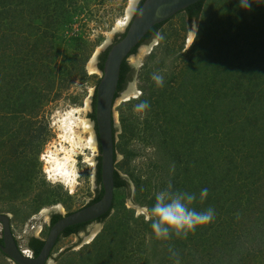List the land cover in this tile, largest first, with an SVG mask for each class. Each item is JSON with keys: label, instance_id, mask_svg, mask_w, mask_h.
Returning a JSON list of instances; mask_svg holds the SVG:
<instances>
[{"label": "rangeland", "instance_id": "obj_1", "mask_svg": "<svg viewBox=\"0 0 264 264\" xmlns=\"http://www.w3.org/2000/svg\"><path fill=\"white\" fill-rule=\"evenodd\" d=\"M6 1L0 5L8 34L0 39V213L27 247L29 237L45 238L51 213L74 211L100 189L95 167L82 163L75 192L52 184L40 155L58 145L49 127L58 113L78 107L92 121L97 57L119 34L109 32L123 5ZM249 2L243 9L239 0H205L194 22L177 12L158 30L165 36L159 46L148 52L151 39L129 56L128 63L142 59L143 67L123 90L131 92L136 81L150 109L141 119L133 112L139 101L126 92L114 106L115 169L128 187L114 189L111 211L87 226L90 235L56 242L52 264H174L169 247L180 264H264V0ZM191 30L196 38L185 51ZM154 71L164 75L162 88L151 79ZM169 182L197 195L207 188V198L193 206L212 207L215 220L186 239L157 240L135 208L150 206ZM0 264L14 263L0 254Z\"/></svg>", "mask_w": 264, "mask_h": 264}, {"label": "clouds", "instance_id": "obj_2", "mask_svg": "<svg viewBox=\"0 0 264 264\" xmlns=\"http://www.w3.org/2000/svg\"><path fill=\"white\" fill-rule=\"evenodd\" d=\"M121 3L123 5L122 13L115 19L109 32L112 36L127 31L134 19H140L144 15L141 0H117V6H120ZM239 7L250 9L251 4L249 0H239ZM188 37L189 43L185 51L196 38L195 30L188 31ZM164 40L165 36L156 32L150 44L146 46L148 52H151ZM131 67L138 71L143 67V60L134 61ZM151 79L158 88L164 86V75L161 72H152ZM131 88L128 100L139 101L134 105L133 112L140 114L143 119V114H146L150 109V104L147 100H140L143 92L136 81L131 82ZM49 127L56 131L58 146H52L56 149L55 151L48 149L42 152L40 159L46 164L45 172L48 180L54 185L57 183L62 185L69 193H73L79 186V165L82 163L94 168L95 157L99 155L98 141L94 130L95 124L93 120L90 121L87 118L86 114H81L80 108L70 107L68 110L58 113L51 120ZM174 171L175 165L170 169V172L174 173ZM208 194L207 188L201 189L197 195V193L174 189L172 183L169 182L165 188L155 193L154 202L150 206H136L135 217L137 219L142 217L144 222L149 224L151 232L157 240L167 241L173 236L186 239L189 233H195L197 227L206 226L215 220L216 213L212 207L197 210L193 206L197 200L202 203ZM237 219H239V215H237ZM168 252L169 259L173 260L174 264H180L179 253L172 247H169ZM49 264H52V261H49Z\"/></svg>", "mask_w": 264, "mask_h": 264}, {"label": "water", "instance_id": "obj_3", "mask_svg": "<svg viewBox=\"0 0 264 264\" xmlns=\"http://www.w3.org/2000/svg\"><path fill=\"white\" fill-rule=\"evenodd\" d=\"M197 1L199 0H143L141 4L143 17L134 19L124 36L110 45L102 70H99L100 78L92 92L95 93V120L93 122L100 156L102 195L98 200L56 220L49 227L40 251L32 258L24 257L20 253L11 229L10 217L7 213H0V252L14 264H49V261H52L50 259L51 250L64 228L97 219L104 213L111 211L114 198L113 174L116 161L115 133H113L115 127L114 106L118 98L126 92L121 91L115 97L120 64L124 59L127 60L129 56H133L130 53L131 49L139 43L151 26L171 18L177 12ZM105 48L106 45L102 49Z\"/></svg>", "mask_w": 264, "mask_h": 264}, {"label": "trees", "instance_id": "obj_4", "mask_svg": "<svg viewBox=\"0 0 264 264\" xmlns=\"http://www.w3.org/2000/svg\"><path fill=\"white\" fill-rule=\"evenodd\" d=\"M142 2H143V0H141V4H142ZM8 3L9 2H7L6 0H0V5L6 6V4H8ZM204 3H205V0H199V1L195 2V3H192V4L188 5L187 7H185L184 9L181 10V11L184 12L185 17H186L188 22L198 18V16L200 15V13L202 11V7H203ZM181 11H179V12H181ZM167 20H164L162 22L156 23L153 26H151L150 29L140 39L139 43L131 49L130 53L131 54H135L136 51H137V47L140 44L149 42L153 38L154 34L156 32H158L160 27ZM124 34H125V31L122 32V33L117 34L115 36V39H114L113 43H115L119 39H121L124 36ZM6 35H8V34L6 33V31H4V26L0 22V39L2 38V40H4ZM113 43H111V44H113ZM110 45L107 46L104 50H102L98 54V57H97V68L99 70H102L103 62L105 60V57H106V54L108 52V49H109ZM28 73L29 72H27V74ZM22 74H25V73L22 72ZM133 74H134L133 67H131V64L128 63L127 60L124 59L121 62L120 68H119V76H118V80H117V87H116L115 97H117L119 95V93L125 88L127 83H129V81L132 80ZM97 83H98V81H97ZM97 83H96V85H97ZM91 106H92V111L89 114V117L94 121L95 120V115H94L95 93L92 95ZM115 132H116V127L113 128V133H115ZM115 150H116V142H115ZM115 159H116V157H115ZM95 181H96V183L98 185H100V189L97 190L95 196L90 200V202H94V201L98 200L100 198V196L102 195V187H101V179H100V156L99 155L96 158V164H95ZM113 181H114V187L115 188L128 187L127 179L124 178L123 176H121L117 170L114 171ZM108 214H109V211L104 213L100 217H98V219L103 221L107 217ZM60 217H61V214L55 213V214L52 215V218H51L50 222L53 223L55 220H57ZM76 227H78L77 224L66 227L64 229L63 235H67L70 231H72ZM0 242H1V238H0ZM43 242H44L43 239L31 236V237L28 238L26 246L33 252L34 255H37L38 252L40 251L41 247H42ZM0 254L5 256L1 252H0Z\"/></svg>", "mask_w": 264, "mask_h": 264}, {"label": "flooded vegetation", "instance_id": "obj_5", "mask_svg": "<svg viewBox=\"0 0 264 264\" xmlns=\"http://www.w3.org/2000/svg\"><path fill=\"white\" fill-rule=\"evenodd\" d=\"M90 203H92V202H90V201H88L85 205H87V204H90ZM85 205H83V206H85ZM83 206H81V207H83ZM81 207H79V208H81ZM79 208H77V209H79ZM76 209V210H77ZM75 211V210H74ZM70 212H73V211H70ZM70 212H65V214L64 215H66V214H68V213H70ZM56 213H58V212H56ZM53 214H55V212L54 213H51L50 215H49V217H48V229H47V233H46V235H45V238H46V236H47V234H48V230H49V227L56 221H54L53 223H51L50 221H51V218H52V215ZM60 214V213H59ZM63 214L61 215V217L62 216H64ZM60 217V218H61ZM59 219V218H58ZM57 219V220H58ZM92 222H96V223H99V222H101V220H99L98 218L97 219H94V220H91V221H87V222H83V223H77V226L78 227H76L75 229H73L72 231H70L67 235H63V232H64V229L60 232V234L58 235V237H57V240H56V242H58V240L60 239V238H65V237H69V236H71V235H79L80 237H83V238H85L87 235H89L90 234V232H89V230L88 229H86L87 228V226L88 225H90V223H92ZM74 225H76V224H74ZM82 233V234H81ZM82 235V236H81ZM44 238V239H45ZM43 239V240H44ZM15 241H16V244H17V239L15 238ZM27 243V242H26ZM25 243V244H26ZM56 244V243H55ZM54 244V245H55ZM51 254V253H50ZM32 256L34 257V256H36V255H34L33 254V252H32Z\"/></svg>", "mask_w": 264, "mask_h": 264}, {"label": "built area", "instance_id": "obj_6", "mask_svg": "<svg viewBox=\"0 0 264 264\" xmlns=\"http://www.w3.org/2000/svg\"><path fill=\"white\" fill-rule=\"evenodd\" d=\"M18 246H19V250L22 255H24L27 258L32 257V251L28 247H22L21 245H18Z\"/></svg>", "mask_w": 264, "mask_h": 264}, {"label": "bare ground", "instance_id": "obj_7", "mask_svg": "<svg viewBox=\"0 0 264 264\" xmlns=\"http://www.w3.org/2000/svg\"><path fill=\"white\" fill-rule=\"evenodd\" d=\"M92 67H93V66H92ZM124 94H125V93H124ZM127 94H128V91L126 92L125 96H126ZM66 110H68V109H66ZM66 110H65V111H66ZM55 144H56V143H55ZM57 146H58V145H57ZM51 150H52V151H55L56 149L53 147V149H51ZM45 167H46V165H45ZM46 174H47V173H46ZM89 238H90V237H88L87 240H88Z\"/></svg>", "mask_w": 264, "mask_h": 264}]
</instances>
